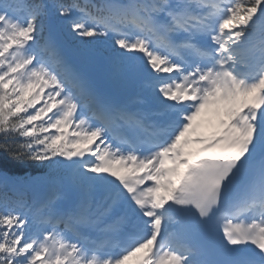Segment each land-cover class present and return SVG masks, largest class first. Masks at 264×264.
<instances>
[{"label":"snow or ice","instance_id":"6c2138e0","mask_svg":"<svg viewBox=\"0 0 264 264\" xmlns=\"http://www.w3.org/2000/svg\"><path fill=\"white\" fill-rule=\"evenodd\" d=\"M140 253L264 264V0H0V264Z\"/></svg>","mask_w":264,"mask_h":264}]
</instances>
